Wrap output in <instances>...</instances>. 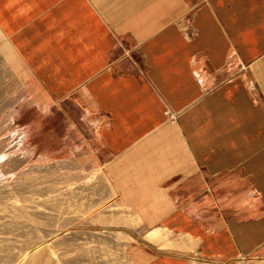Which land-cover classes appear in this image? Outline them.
Listing matches in <instances>:
<instances>
[{
  "label": "crops",
  "instance_id": "0c3cea01",
  "mask_svg": "<svg viewBox=\"0 0 264 264\" xmlns=\"http://www.w3.org/2000/svg\"><path fill=\"white\" fill-rule=\"evenodd\" d=\"M2 53L47 151L180 246L140 264H264V0H0Z\"/></svg>",
  "mask_w": 264,
  "mask_h": 264
},
{
  "label": "rangeland",
  "instance_id": "374dc122",
  "mask_svg": "<svg viewBox=\"0 0 264 264\" xmlns=\"http://www.w3.org/2000/svg\"><path fill=\"white\" fill-rule=\"evenodd\" d=\"M5 58L2 53L0 264H140L135 247L178 249L172 234L147 227L122 205L103 167L47 151L51 142L30 129L41 116L24 107L29 94L21 93ZM181 253L184 264H249ZM164 256L173 261V255Z\"/></svg>",
  "mask_w": 264,
  "mask_h": 264
}]
</instances>
